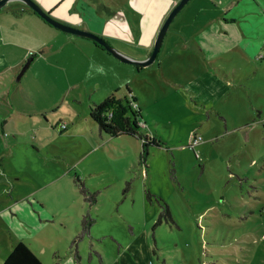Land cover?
Wrapping results in <instances>:
<instances>
[{"label": "rangeland", "instance_id": "374dc122", "mask_svg": "<svg viewBox=\"0 0 264 264\" xmlns=\"http://www.w3.org/2000/svg\"><path fill=\"white\" fill-rule=\"evenodd\" d=\"M35 1L69 25L56 14L76 2L87 13L77 26L140 59L180 2ZM259 1L263 8L256 0H188L142 68L106 50H79L31 62L19 79L13 71L9 96L25 98L15 106L28 114L8 108L0 118L9 116L0 129V264L16 241L44 264H264ZM91 9L106 10L107 19ZM232 16L238 21L222 22ZM112 94L133 96L139 124L161 141L149 145L146 162L142 139L101 133L90 116ZM193 133L203 137L195 147ZM155 196L172 220L157 223L164 207ZM86 211L95 218L91 233L75 241Z\"/></svg>", "mask_w": 264, "mask_h": 264}, {"label": "crops", "instance_id": "0c3cea01", "mask_svg": "<svg viewBox=\"0 0 264 264\" xmlns=\"http://www.w3.org/2000/svg\"><path fill=\"white\" fill-rule=\"evenodd\" d=\"M75 1V0H74ZM83 4L88 3L89 7L93 6V2L91 0H81ZM118 1V2H115ZM127 0H110L109 5L118 6L123 5ZM223 1V0H221ZM257 1V6L259 8H263L262 2ZM110 7V6H108ZM226 7H231L230 3H227ZM30 7L25 4L21 0H15L13 3H9V5L4 6L0 9V118L4 115L5 109H8L7 112L10 113V109L18 114H28L23 113L22 109L16 108L15 105H21L22 100H19L16 96H9L11 89L7 88L9 81H14L11 78L14 70H20V68L24 65L29 57H31V62H41L43 60H49L54 56H57L59 52L64 51L66 55L76 54L79 50H82L86 53H94L96 56H107L105 49L97 46L96 44L89 43V39L87 37L75 35L69 32H65L55 26L50 25L46 21H44L38 14L32 12ZM107 10V7L105 8ZM52 13H55V8H48ZM93 10V9H91ZM88 10V15L97 14L104 16L107 19L106 10H98L95 9L92 12ZM87 13L84 10H80L76 6V2L72 5L71 8L67 10L66 13H57V17L62 21H67L71 25L76 27H84L85 26H77L79 23H84L81 21L80 17H85ZM178 14V13H177ZM77 17V22L72 20L73 17ZM261 16V15H260ZM262 18V20H261ZM222 20V18H219ZM70 21L76 22V24L71 23ZM238 21V18L232 16L231 18H225V21H222L227 24H232ZM261 25L260 33L264 32V15H262L259 19ZM182 32V31H179ZM178 32V33H179ZM114 34H117L115 31ZM264 41V38H263ZM110 54V53H108ZM150 54V53H149ZM148 54V55H149ZM147 55V56H148ZM110 56V55H108ZM144 57V56H143ZM146 57V56H145ZM144 57V58H145ZM108 58V57H106ZM18 70V71H19ZM21 87V85L19 86ZM27 98H32L29 96ZM30 100V99H26ZM95 105V104H94ZM92 107V106H91ZM264 109H259L258 116L264 114ZM141 112V108H140ZM29 115H32L29 113ZM5 117H9L8 115ZM5 117L2 119L0 129L3 132L6 130V125L8 124ZM261 117V116H260ZM146 127V122H144ZM67 126V124H66ZM150 136H153V130H146ZM155 136V135H154ZM2 139V147L5 146V139ZM18 242V241H16ZM10 243L5 250L6 256L9 254L12 245Z\"/></svg>", "mask_w": 264, "mask_h": 264}, {"label": "trees", "instance_id": "16d2710c", "mask_svg": "<svg viewBox=\"0 0 264 264\" xmlns=\"http://www.w3.org/2000/svg\"><path fill=\"white\" fill-rule=\"evenodd\" d=\"M29 9L32 12L36 13L32 8ZM94 43L97 46L105 49L95 41ZM130 91L131 90L128 88L129 93ZM132 101L137 104L136 99L133 96L130 100L128 96L117 98L114 94H112L106 97L101 102L96 103L94 106H92L90 110V116L98 124L101 133L106 132L111 136H119L126 133L142 139L143 158L146 162L149 154V145L151 143L161 144V141L154 135L150 136L147 132L144 131V129L142 128L143 126L141 127L137 120L138 112L133 107ZM139 113L140 117L142 118L140 111ZM81 190L88 199V189L84 185H82ZM153 196L154 195L149 190H147V198L150 201H152ZM156 198L157 200L162 202V205L164 207L159 214L157 223L162 222L164 216L167 217V219L170 218L172 220V214L168 204L161 197L158 196ZM94 222L95 218L89 211H86L81 218L80 231L76 236L75 241L82 239L86 234H90ZM2 264L44 263L26 244H24V242L18 241L12 245L9 254Z\"/></svg>", "mask_w": 264, "mask_h": 264}, {"label": "water", "instance_id": "95a60500", "mask_svg": "<svg viewBox=\"0 0 264 264\" xmlns=\"http://www.w3.org/2000/svg\"><path fill=\"white\" fill-rule=\"evenodd\" d=\"M9 1L10 0H0V9L6 6L9 3ZM21 1L27 4L30 8H32L41 18H43L50 25L55 26L65 32H69L75 35L90 38L96 43H98L99 45H101L102 47H104L109 53L113 54L115 57L119 58L120 60L124 62L132 63L133 65L139 68L150 65L157 58L159 50L163 42V39L165 37V34L170 26V23L172 22L174 17L177 15V13L188 2V0H180V2L177 3V5L172 9L169 16L166 18L163 25L161 26L159 33L157 35L153 50L148 56L140 59V58H134L131 55H128L125 52L120 51L119 49L114 47L112 44H110L106 39H104L103 37L95 34L94 32L88 29L72 26V25L66 24L64 22H61L55 19L54 17L51 16L49 12L45 11L38 3H36L35 0H21ZM30 61L31 59H29L28 61L24 63V65L20 69V72L17 76L18 79L26 71L27 67L30 64Z\"/></svg>", "mask_w": 264, "mask_h": 264}, {"label": "built area", "instance_id": "2783aa9c", "mask_svg": "<svg viewBox=\"0 0 264 264\" xmlns=\"http://www.w3.org/2000/svg\"><path fill=\"white\" fill-rule=\"evenodd\" d=\"M135 105H137V104L135 103ZM141 123L143 124V127H145L144 122L141 121ZM191 138H192V140H191V143H192L191 146L192 147H195L196 145H198L203 140L202 135L201 134H197V133H193Z\"/></svg>", "mask_w": 264, "mask_h": 264}]
</instances>
